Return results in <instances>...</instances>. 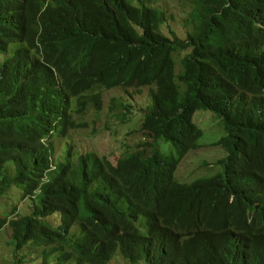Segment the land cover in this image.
<instances>
[{"label": "trees", "instance_id": "1", "mask_svg": "<svg viewBox=\"0 0 264 264\" xmlns=\"http://www.w3.org/2000/svg\"><path fill=\"white\" fill-rule=\"evenodd\" d=\"M148 1L0 0V52L16 46L0 67V212L11 188L32 199L29 215L0 217L12 258L264 264V0H185L184 39L160 33L167 17ZM114 88L148 89L138 130L150 144L114 163L68 151L49 168L56 132L79 125L71 103L99 111ZM196 111L216 119L224 156L210 176L179 181L205 133Z\"/></svg>", "mask_w": 264, "mask_h": 264}, {"label": "rangeland", "instance_id": "2", "mask_svg": "<svg viewBox=\"0 0 264 264\" xmlns=\"http://www.w3.org/2000/svg\"><path fill=\"white\" fill-rule=\"evenodd\" d=\"M148 5L165 13L166 23L159 29L165 36L171 38V35H174L178 39H184L191 32V27L185 24L190 11V4L187 1L149 0ZM15 49L16 46L12 45L10 50L0 55L6 58ZM180 56L181 54L174 55L176 72L180 69ZM149 105L150 96L147 88L139 90L114 88L104 91L101 109L96 111L89 106L83 115L71 113L72 102L70 109L68 107L69 122L79 125L75 129L69 126L63 135L61 131L56 132L58 135L54 138L55 164L65 162L68 151L71 162L75 161L78 156L93 152L98 156L109 158L111 163H114L123 156L130 157L140 149L142 150L144 146L137 148V145L141 143L140 139L146 144L149 142L142 138V133L138 129H140L142 116ZM193 123L201 130H205V133L198 142L199 149L189 152L179 163L175 172V177L179 181H190L198 176H210L215 170L216 162L224 156V151L219 146L212 145L223 135L216 119L209 112L197 111L193 116ZM160 150L169 151L167 147L162 146ZM22 196L23 192L13 189V210L15 209L16 212L5 209L0 212L2 214L0 217L11 218L13 215L12 218H16L29 215L32 212L30 203L32 199ZM1 203L6 205L5 200H1ZM10 237L11 229L5 225L0 230V264H14V260H21L20 264H45L41 251L38 249L25 248L18 253L17 259L12 258ZM49 264H53L52 259L49 260ZM108 264H128V262L116 254Z\"/></svg>", "mask_w": 264, "mask_h": 264}, {"label": "clouds", "instance_id": "3", "mask_svg": "<svg viewBox=\"0 0 264 264\" xmlns=\"http://www.w3.org/2000/svg\"><path fill=\"white\" fill-rule=\"evenodd\" d=\"M12 46V45H11ZM11 46L6 50V51H3V52H7L8 50H10V48H11ZM0 53H2V52H0ZM13 55V52H12V54L11 55H9L8 57H3V56H1L0 55V58L2 57V62L0 63V67L3 65V63H4V61L6 60V59H8L9 57H11ZM1 110V109H0ZM11 190V192H10V195H11V197L10 198H8L7 200H5L6 201V205H5V207L6 208H8V209H10V211H12L13 210V188H11L10 189ZM12 208V209H11ZM13 212V211H12ZM13 217V215H11V218ZM11 218H8V220H10ZM13 219V218H12ZM6 225H8V224H6ZM9 226V225H8ZM11 229V228H10ZM11 236H12V233H11ZM10 240H11V237H10Z\"/></svg>", "mask_w": 264, "mask_h": 264}, {"label": "bare ground", "instance_id": "4", "mask_svg": "<svg viewBox=\"0 0 264 264\" xmlns=\"http://www.w3.org/2000/svg\"><path fill=\"white\" fill-rule=\"evenodd\" d=\"M159 31H160V30H159ZM160 33H161V31H160ZM107 91H108V90H107ZM196 112H197V111H196ZM196 112H195V113H196ZM198 112H199V111H198ZM204 112H206V111H204ZM195 113H194V114H195ZM194 114H193V116H194ZM210 114H211V113H210ZM211 115H212V114H211ZM192 121H193V117H192ZM42 143H44V144H48L47 140H43ZM147 144H150V143H147ZM198 149H199V148H198ZM159 150H160V145L158 144V151H159ZM171 151H175V150L171 148ZM148 152H149V151H148ZM187 154H188V153H187ZM187 154H186V155H187ZM186 155H185V156H186ZM185 156H184V157H185ZM184 157H183V158H184ZM183 158H182V159H183ZM182 159H181V161H182ZM181 161H180V162H181ZM49 162H50L49 168H51L52 170H54V169L56 168V167H55V161H54V154L51 155V157H50V159H49ZM180 162H179V163H180ZM178 165H179V164H178ZM176 170H177V169H176ZM175 172H176V171H175ZM24 249H25V248H24ZM21 251H22V250H21ZM116 254H119V253L117 252ZM116 254H115V255H116ZM115 255H114V256H115ZM119 255H120V254H119ZM114 256H113V257H114Z\"/></svg>", "mask_w": 264, "mask_h": 264}]
</instances>
